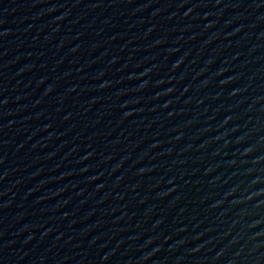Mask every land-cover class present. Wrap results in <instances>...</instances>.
<instances>
[{"label": "water", "instance_id": "1", "mask_svg": "<svg viewBox=\"0 0 264 264\" xmlns=\"http://www.w3.org/2000/svg\"><path fill=\"white\" fill-rule=\"evenodd\" d=\"M61 264H264V23L136 161Z\"/></svg>", "mask_w": 264, "mask_h": 264}]
</instances>
